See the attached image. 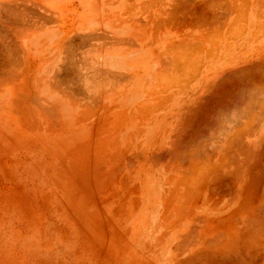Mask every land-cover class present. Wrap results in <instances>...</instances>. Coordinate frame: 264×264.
Segmentation results:
<instances>
[{
	"label": "crops",
	"instance_id": "crops-1",
	"mask_svg": "<svg viewBox=\"0 0 264 264\" xmlns=\"http://www.w3.org/2000/svg\"><path fill=\"white\" fill-rule=\"evenodd\" d=\"M14 1H15L14 2L15 6L17 5L19 8L17 6L15 8V6H13L14 4H13L12 0H0V2H4L3 4L1 3V6H0V15H1L0 16V41H1L0 44L2 43L3 44L2 47H4V48L2 49V47L0 46V50H1V52L4 51L3 53H6L2 56H1V54H3V53H0V59H1L0 64L2 62L4 63V66H3V63L0 65V68H3L2 70H0L1 75H2V77L0 75V82L2 81V83H3L4 77L6 79L8 78L7 81H5L3 83L4 86L1 85V83H0V124L2 126L6 125L3 123H10L14 119H16L18 121L25 114H30L31 109L34 111V115L38 114L39 116H42L41 118H44V119H45V115H46V118H48V120H51V118L53 119L54 117H51L49 112L54 110V113H55L54 116H55L56 120L53 119L52 121L54 123L51 122L49 126H51L52 128H55L54 130L56 132L59 130L65 131V134L67 136L69 143L67 141H65L63 143L68 144L67 146L72 145V147H73L72 151H71V149H69V150L67 149L66 158H67V160H72L73 159L72 156L74 155L75 156L74 159L76 161H78V159H79L78 166H80V164H82L83 167L81 166L78 168H80V170H83L84 172L88 170L87 173H83V175L81 174L83 177H84V174L91 173L92 180L93 181L96 180V181H94L96 183L88 182V184H87L85 182L86 180H84L83 185L87 184L88 186H86V187L89 188V184H91L93 189H94L93 190L91 187L90 188V189H92L91 192L92 193L95 192V194L128 195V194L138 193V191L141 189V169L142 170L145 169L146 171H150V169H152L150 167L151 166L150 163L152 162L151 160L153 159L152 155L147 154L146 160L148 161V159H149V161L147 162L146 160H144L141 157L142 153L156 151L158 149V147L167 146L170 143V141H172L171 137H173V134L175 135V132L173 133V131H174V129H176V124H177L176 115H177L178 107L176 105V100H175V94L177 92V86H178L177 80L179 79L178 81H180V82H185L188 80L187 69L189 68V66L200 65L203 63L204 64H210V62H213V61H210L211 59L217 60V62H218L220 60L241 59L242 58L241 42L236 41V39H234L233 42H227V36H226L227 33L226 32H228V31H227V26H226V16H225V13H223L224 7H225V0H223V1L219 0V2H218V0H211V1L210 0H203V2L206 4V16L203 14L202 17L198 18V20H194L193 16L191 17V15H193L191 8H190L191 13L188 11V8L193 4V0H181V1L180 0H176V1L175 0H172V1L171 0H158V1L154 0V2L157 1V4L162 3L163 5H159L161 9H158V11L156 10L157 14H155V13H153V14L147 13L146 14L147 17H148V15H150V19L148 18L150 21L146 20L147 17L141 21L131 17L129 15L130 11L125 9V8H127L126 3H128L129 0H106V1L105 0H33L35 3L32 0L30 2H28L29 0L28 1L26 0L27 3L24 2V0H22V1L21 0H14ZM19 1H21V2L19 3ZM143 1H150V0H141V2H143ZM205 1L206 2L208 1V2L206 3ZM16 2H18L19 4L18 3L16 4ZM154 2L152 0V3H151V1L149 3L153 4ZM189 2L191 3L190 6H188ZM215 2L220 7L217 6V4ZM233 2L235 3L234 4V7H235L234 11L236 13V8H237L236 2H238V1L233 0ZM6 3H9V4H6ZM31 3H33V5ZM10 4H11V6H13L15 8V10L17 9L16 10L17 16H15V17H13V15L15 13L12 14L14 8L10 6L11 10H8V9H10V7H8V5H10ZM20 4H22V5H20ZM35 4L36 5L38 4V5L36 6ZM147 4L143 3L141 5H143V8L145 9L146 7H148ZM221 4H222V6H221ZM4 5H5V7L7 5L6 9H5ZM144 5H146V7H144ZM148 5H150V4H148ZM153 5H150V6H153ZM173 5H176L177 7L173 6ZM207 5H209L211 9L208 10L209 6L207 7ZM211 5L214 7L212 8ZM150 6H149V8L145 9L147 12H148V9H151ZM170 6H172V7H170ZM184 6H186V7H184ZM30 7L32 10L29 9ZM35 7H37L38 9ZM173 7H174V9H173ZM215 7H217V8H215ZM234 7H233V9H234ZM143 8H141V9H143ZM221 8H223V9H221ZM123 9L128 11V12L127 13L125 12L126 14L124 12L122 13ZM213 9H214V11H213ZM225 9H226V7H225ZM4 10H7L8 12L5 11L3 14ZM21 10H22V14H21ZM145 10H143V11H145ZM221 10H222V12H221ZM239 10H240V8H239ZM174 11H175V13H173ZM26 12L30 14V15L28 14L30 17L27 15ZM34 12L37 14L36 16H35ZM170 12H172V15ZM179 12L180 13L182 12V13L179 14ZM186 12H188V13H186ZM23 13L26 14L27 16L24 15ZM183 13H184V15H183ZM210 13H212V14H210ZM216 13L218 14V16ZM38 14L39 15L41 14L42 17H40ZM43 14L45 15V17ZM121 14H124V15H121ZM213 14H215L216 16ZM19 15H22V16L20 17ZM23 15L25 16L24 18H23ZM5 16H7V17H5ZM48 16L50 17L49 20H48ZM1 17L3 18L4 22H3V20H1L2 19ZM19 17L23 18V21ZM26 17L30 18L29 23H28V20ZM31 17H35V19H33ZM37 17H39V19H44V21H43L44 23L42 21H39V23H38L39 19H37ZM214 17L217 19V21ZM219 17H221V19ZM4 18H6V19H4ZM25 18H26V21H25ZM168 18L170 20H168ZM13 19H14V22H13ZM128 19H130V21L126 22ZM175 19L176 20L179 19V21L175 22L176 21ZM211 19H212V22H211ZM222 19L225 21V23H224V21L221 22ZM9 20H11V21H9ZM18 20L20 23L18 22ZM160 20H161V22H160ZM173 20H174V22H173ZM184 20H186V21H184ZM146 21H149V22H147L148 24L146 23ZM155 21H157V22H155ZM187 21H189V22H187ZM118 23H120V24H118ZM138 23H139V25L141 24L140 25L141 28H137V26H139ZM23 24L26 25L25 26L26 28L24 26H22ZM142 24L144 25V27L142 26ZM209 24H212V25H209ZM161 25H162V28H161ZM165 25L167 28L165 27ZM222 25H223V27H222ZM27 26H29V28H27ZM206 26L210 27L211 29L210 28L207 29ZM8 27L10 29H8ZM11 27H12V29H11ZM133 27H135V28H133ZM170 27H171V29H170ZM177 27H179V28L177 29ZM221 27H222V29L219 30ZM156 28H157V30H156ZM160 28L162 29V31H160ZM175 28H176L177 32L174 31ZM203 28H204V30H203ZM217 28H218V31L215 30L216 32H213L214 29H217ZM13 29H15V30H13ZM19 29H21V30H19ZM27 29H28V31H27ZM30 29H31V31H30ZM169 29L172 31H170ZM228 29L233 30V31H229L228 34L230 33V34L236 35L238 32L240 33V31H238L235 26H228ZM23 30H25V32H23ZM100 30L102 32L104 31V33H103L104 35L102 34V32ZM146 30H147V34L145 33ZM6 31H7V33H6ZM20 31H22V32H20ZM153 31H155L157 33L155 34V32H153ZM92 32L98 34V35L94 34V37H96V38L93 37V39H94L93 41H91L92 37L89 36L91 34L93 35ZM105 32L108 34V39H110L112 37L111 40H107V36H106L107 34ZM217 32H219V33H217ZM1 33H2V35H1ZM8 33L9 34L12 33V34L9 35ZM20 33H22L24 35H22ZM89 33H91V34H89ZM99 33H101V34H99ZM131 33H134V34H131ZM207 33H209V34L212 33L211 35H214V34L215 35L212 37L209 34H208L209 36L206 35ZM85 34H88L87 36L91 37V38L87 37V39H91L90 41L89 40L87 41V39H85ZM151 34H153V35H151ZM189 34L191 36H188ZM194 34H195V36H194ZM203 34H205V35H203ZM15 35H16V37H15ZM110 35H111V37H110ZM135 35H139L143 38L138 37V40H137L135 38L136 37ZM216 35L219 37L221 36V40L217 39L218 37ZM7 36L9 39H7ZM128 36H130L131 39L133 38L132 40L134 41V45H135L134 48H133L134 45L132 43V40L129 39ZM151 36L153 37L154 40H151L152 39ZM192 36H194L196 39ZM210 36L212 39L210 38ZM11 37L14 39L12 40ZM83 37H84V39H83ZM123 37L124 38L126 37V39L128 37V40H126V39L123 40L124 39ZM197 37H199V38H197ZM10 38H11V40H10ZM74 38H76V39H74ZM79 38H81V39H79ZM116 38L117 39L120 38V40H117ZM213 38H214V40H213ZM82 39L85 41H83ZM95 39H96V41H95ZM183 39H185L186 41ZM201 39H203V40H201ZM17 40L20 43H18ZM78 40L81 42H79L77 44ZM114 40L115 41H121L120 46H118L119 45L118 42H115ZM122 40H123V43H122ZM130 40H131L132 44L129 43ZM188 40H189L190 44L188 43ZM13 41L17 42L16 45H14L15 43ZM72 41L76 44L74 45L73 43H71ZM124 41H125V43H124ZM148 41H150L149 44H148ZM192 41H194V43H196V42L197 43L201 42V43H199L200 45L197 43L192 45L193 44ZM202 41H204V42H202ZM112 42H115L116 45H114L115 43H112ZM177 42L180 44H178ZM191 42H192V44H191ZM4 43H6L5 45H8V46H4ZM104 43H106L107 45H105ZM128 43H129V45H127ZM215 43H216V45H215ZM19 44L21 46H19ZM91 44H93V45H91ZM172 44L174 46H171ZM176 44H177V46H176ZM185 44H187L189 46H186ZM12 45H14V46H12ZM71 45L74 47H71ZM78 45H79V47H78ZM130 45H132V47H130ZM168 45H169V47H175V49L172 48L173 51H171V49L169 47L167 48ZM183 45L186 48H184ZM15 46H18V47L15 48ZM227 46H229V47L231 46L229 48L230 51L227 53L229 55H227L226 51H225ZM196 47H197V49H196ZM210 47H212V49ZM216 47H217V50H215ZM20 48H21V50H19ZM72 48H73V50H72ZM74 48H76V49H74ZM189 48L191 49L192 53L190 52ZM198 48H200V50ZM4 49H6V50H4ZM14 49H16V50H14ZM66 49H67V51L65 52ZM220 49H222V51ZM193 50H195V51H193ZM162 51H163V53H161ZM201 51H202V53H201ZM209 51H211V53ZM7 52H8V55H7ZM67 52L69 54H71V53L72 54L75 53V54L74 55L71 54V56H72V58H71L69 54L68 55L66 54ZM175 52H176V54L177 53L178 54L176 55ZM195 52L197 54H195ZM207 52H209L211 55L208 54ZM13 53L16 55L14 56ZM20 53L23 55H21ZM81 53H84V54H81ZM159 53H161V54L159 55ZM168 53H170V54H168ZM10 54L13 55L14 57L11 56ZM25 54H26L28 61L25 59V57H23ZM64 54H66V55H64ZM76 54H77V56H76ZM173 54H174V56H173ZM184 54L186 56L189 55L190 57L189 56H187V57H189L190 59L185 57ZM191 54H194V55H191ZM17 55L19 57L22 56V58L25 59V66L28 65L27 66L28 68L27 67L26 68L23 67L24 69L22 68V66L24 64L23 63L24 60L22 62V58L21 59L17 58L18 57ZM213 55H215V56L213 57ZM4 56L8 57V58H5ZM68 56H69L70 60H67ZM172 56L174 57L173 59H172ZM9 57H10V59H9ZM11 57L13 59H11ZM176 57H177V59H176ZM183 57H184V59H183ZM61 58L62 59L64 58L63 62H62ZM65 58H66V60H65ZM141 58L144 60L145 66L143 68H141ZM2 59H3V61H2ZM7 59L9 62L7 61ZM85 59H87V60H85ZM168 59H169L170 65H171L172 61H174V64H172L171 66L166 65L165 61ZM175 59L177 60V63H176ZM185 59L186 60L188 59V63H189L188 67H187L188 64L185 62L186 61ZM19 60H21V61L19 63V67H17L18 63H16L15 61L19 62ZM159 60H161V61H159ZM6 61H7V63H6ZM69 61H70L71 65L69 64V66H67ZM181 61H182V63H181ZM159 62H163V63L165 62L164 63L165 65L163 66V63H159ZM178 62H180V63H178ZM12 63H16V65L15 64L11 65ZM29 63L32 67L29 66ZM60 63H62V64H60ZM63 63H65V65ZM167 63H168V61H167ZM5 64H6L7 68H9V69H7L5 67ZM21 64H22V66H21ZM10 65L12 68H14V70H15V66L18 68V70L16 71V74H18L19 76L14 74L15 72L12 73L13 71H12V69H10L11 68ZM57 65L58 66L61 65L60 67H62L63 69L65 68V70L59 69L60 67H58ZM33 66H35V67L33 68ZM180 66H182V68L183 69L185 68V69L182 70V68ZM68 67H70V68H68ZM164 67L166 68V71L164 73L159 71V70H163ZM171 67H173V69ZM176 67H178L179 69L178 68L175 69ZM25 69H28V70H25ZM30 70H34L35 72L31 71V72H33V73H31ZM57 70L61 71V74L57 73L58 72ZM171 70L172 71L174 70V72H172ZM179 70H181L182 73L184 72L181 76L184 80L187 78L185 81L182 80L181 76H179L181 74V72ZM54 71H56V72L54 73ZM8 72H9V74H8ZM21 72H23V73H21ZM107 72L110 76L108 74H106ZM2 73L5 76H3ZM24 74L26 75V77ZM177 74H179L178 75L179 77H177ZM7 75H9V77ZM12 75L17 76L15 81H14L15 76H12ZM29 75L32 76L33 78L30 77ZM57 76H58V78H57ZM62 76H63V78H62ZM112 76L114 79L112 78ZM53 77H56L57 79H59L58 81L63 82V84L61 82H60L61 83L60 84L56 80V78H53ZM11 78H13V79H11ZM24 78L26 80H24ZM61 78H62V80H60ZM28 79L31 81H29ZM116 79H117V81H116ZM25 81L29 82L28 84L30 85L29 86L30 88L28 87V84ZM55 81L59 83V84L58 83L57 84H58V87L60 86L59 87V89L61 90L60 93H58L60 91L59 89H58L59 91L57 92L58 87H57V84L55 83ZM37 82L39 83V86H38ZM168 82L172 83V85L169 84ZM173 83H176V84H173ZM24 85H26V87ZM63 85H64V89L67 91L63 90ZM23 86L25 87L24 90L25 89H27V90L31 89V91H32V93H31V91L29 92V93H31V97L23 96V97H25L26 103H25V101L22 102V99H21L22 98L21 94H23L22 91L24 92ZM70 86L72 87V89L69 88ZM81 86H82V88H81ZM123 86H124V88H123ZM142 86H143V88L141 89ZM157 86L160 89L162 87H165L166 88L165 90L169 91V95H167V96H169V97L171 96V97L168 99L165 98L164 100H161V102H159V100H158L159 103L154 102L155 101L154 98L158 94H155L153 92V90L154 91L158 90ZM27 90L25 91V93L27 92ZM161 90H163V89H161ZM63 91H64V93H63ZM172 91L175 92V94H173ZM33 92L34 93L37 92V93L33 94ZM68 92H70L71 95H70V93H69V95H67ZM163 92H164V90H163ZM17 93H18L17 96L21 97L19 99H21L20 101H21L22 105H23V103H24V105H27L28 102L30 103L31 101L33 103H30V104H34L35 100L39 101V102L35 103L36 106H35V104L32 106H30V104H28L29 109H30V110L28 109V111L30 113H28V111L27 112L25 111L28 108L27 106L23 105V107H22L21 103L18 102L19 99L16 96ZM61 93H62V95H61ZM150 93H151V95L152 94L153 95L151 96ZM27 94H28V92L26 93V95ZM32 94L34 96H36L37 98H40V100L37 98H34V96ZM103 95H104V98H103ZM67 96H70V97L67 98ZM72 97H73V99H72ZM97 97L99 98V100ZM15 98H16V100H15ZM41 99H43V101ZM68 99H72L73 101L68 100ZM74 99H76V100H74ZM12 100L14 102L16 101V103L17 102L19 103V105H17V106H19V109H22V108L23 109L21 111L20 110L18 111V109H16V104H14ZM167 100H169V101H167ZM93 101H94V105H93ZM163 101H165L166 103H163ZM69 102H71V103H69ZM153 103L155 105H156V103H157V105L161 103V105L159 107H157V109H156L155 105H152ZM86 104L88 107L86 106ZM50 105H53V108L55 107L56 111H58V113L53 108H52V110H50L51 109ZM151 105L154 106V109H156V111H158V112L153 110V107L151 110ZM36 107H38V108L36 109ZM138 107L139 108L142 107L143 109L144 108L146 109V107H148V108L150 107V108L149 109L147 108L148 109L147 110L148 113H147V111L145 109H144L145 110L144 111L143 109H139ZM46 109L50 110V111L48 112ZM136 109L137 110L139 109V111H137ZM41 110L43 112H41ZM140 110H142V111L140 112ZM46 111L50 117L48 116V114L45 113ZM114 111H116L115 112L116 114H113ZM122 111H124V113ZM139 112H140V114L142 113L141 115L145 114L146 118L144 116H139L140 114L137 117V114ZM52 113H51V115H52ZM77 113H80L79 115L81 117H85L86 119L79 117V115H77ZM89 113H91V115ZM92 113L95 115L100 114V118L96 117V116L94 118ZM122 113L124 114V116L126 118V119H124L125 121H123V117H122V120L120 118L121 117L120 114H122ZM154 113H156V115H154ZM83 114H85V116ZM103 114H105V116ZM111 114L113 116H111ZM123 114H122V116H123ZM31 115H33V113ZM34 115H33V117H34ZM56 115L57 116L59 115L58 117L60 119H58V117ZM86 115L89 116L88 117L89 120L94 118V119H92V121L95 123L90 121L89 124L84 125L83 123L87 120ZM102 115L104 116V118ZM107 117H108V119L109 118L110 119L108 121H104V119L107 120ZM141 117H143V119H141ZM23 118L25 119L26 117H23ZM118 118H120V119H118ZM97 119H100L98 121L99 123L96 122ZM57 120L58 121L60 120V123ZM116 120L117 121L119 120V122H117ZM55 121L58 123H55ZM100 121H103V123ZM120 121H123L124 123L118 124L116 126L118 128V131H117V129H115V125L117 123H120ZM79 123L81 126H80V128L77 129V125H79ZM137 123H143L144 124L143 139L141 142V149L142 150L140 151V153L138 152L137 155L134 156L136 158L133 157L134 158L133 160H132V158L126 159V157L123 154L124 152L121 150V146L125 147L128 145V147H129L132 144L130 137H129V135H131V134H127L126 131L129 127H132V126L136 125ZM51 124H53V125H51ZM98 124H100V125H98ZM56 125L57 126L59 125L58 127H61V128L59 129V128L55 127ZM95 125L98 127L95 128L96 127ZM119 125H120V127H119ZM121 125H123V126H121ZM51 127H49L48 130L52 129ZM99 127H101V128H99ZM112 127H113V130L115 129L114 131H116V133L113 130H111ZM56 128H57V130H56ZM105 128H110L111 131L109 130L110 132L108 133V129H105ZM94 129H96V130H94ZM91 130H92V133H91ZM93 130H94V132H93ZM99 130H101V131H99ZM55 131H51V132H55ZM112 132L114 135H112ZM137 132L139 133L138 130H137ZM94 133H97L98 136H96V134H94ZM98 133H100V135ZM103 133H104V135H103ZM115 134H117V135H115ZM107 135H109V136H107ZM166 135H169V136L166 137ZM94 136H95V138H94ZM105 136H107V138ZM113 137H115V138L113 139ZM101 138H102V141L100 140ZM110 140H112V141H110ZM116 140H117L118 144H115ZM90 141H93V142H90ZM108 142L111 146L112 145H115V146L110 147ZM85 143L87 144L86 146H85ZM100 143H101V145H100ZM125 143H126V145H125ZM78 144H79V146H78ZM89 144L90 145L92 144V145L90 146ZM97 144H98V146H97ZM94 145H96V146H94ZM116 145H118V146H116ZM100 146L105 147V149L104 148L101 149ZM108 146H109V148H108ZM77 147H78V149H77ZM79 147H80V150H83V151H79ZM86 147L88 150L86 149ZM94 147H99V148L95 149ZM90 148L92 149V151L93 150H95V151L100 150L101 155H100L99 151H98V153L95 151H93L91 153ZM154 148H155V150H154ZM84 149L86 150V152ZM114 150H115V152L112 153ZM69 151L73 154L72 156L70 153H68ZM120 151H122V152H120ZM82 153H83V155H82ZM76 154H78V155H76ZM91 154H92V157H91ZM96 154H99V155L97 156ZM110 154H111V157H109ZM112 154H114V155L112 156ZM120 154H121V156H120ZM88 155H90V156H88ZM93 155H94V157H93ZM115 155L116 156L118 155L117 156L118 158ZM76 156H78L79 158H77ZM96 157H97L99 162H96ZM100 157L102 159H100ZM115 157H116V159H115ZM109 158H111V159H109ZM119 158L121 159V161ZM94 159H95V161H93ZM101 160H104L105 164ZM108 160H109V162H107ZM112 160H114L113 161L114 164H113ZM116 160L120 162V163L117 162L119 164V166L117 165ZM131 160L135 161V162L140 161L139 162L140 166H138L139 168L137 167V169H136L135 167H133V165H127V166L123 165L124 161H131ZM85 162L88 166L84 165ZM143 162H145L146 164H143V167H142L141 163H143ZM93 163H96L97 165L96 164L93 165ZM109 164L113 165L114 168ZM102 166H104V167H102ZM87 167H91V169L93 171H91L90 168L86 169ZM126 167H128V168H126ZM116 168H118V171ZM119 168H120V170H121V168H122V170H124V174H120V173L117 174V172H119ZM103 169L106 172H104ZM110 169H115L116 171L110 170ZM101 170H103L102 173H101ZM95 171L97 173H98V171L100 172V174L98 173L99 176L96 174ZM103 173H104V175H103ZM109 174L111 175L110 180H109V177H110ZM163 174L165 176L166 173H163ZM91 175H88V176L86 175V176H87V178L88 177L90 178ZM93 175H96V177ZM107 175H108V177H107ZM99 177L102 179L99 180ZM84 178H86V177H84ZM106 179L109 181H107ZM103 180H105V181H103ZM104 182L105 183L107 182V183L105 184ZM111 182L112 183L114 182V184L110 185ZM108 183H109V185H108ZM114 185H115V187H114ZM109 186L112 188L114 187V188L111 190ZM98 188L100 189V192H99V190H97ZM104 188H106L107 190ZM90 189H88L89 192H90ZM95 189L97 190V193H96ZM131 191L132 192L134 191V193H131ZM106 203H114V202H103V203L97 202V203H94L95 204V206H94L95 212L90 214V220H87L86 222L90 221V223L92 224L91 220L95 219L96 211L100 208L99 206H102V204H106ZM45 240L46 239H43V241H45ZM72 240L74 243L70 242V239L68 237H66L65 235L63 237L62 236L60 237L59 235H57L54 239H51V244H49L50 239H48V241H47L48 244H46V246L44 248V254L47 257L48 261L51 262L52 259L54 257H57V255L60 253L61 247L62 248L65 247V248L71 250L70 252L74 251V256H75L76 260L79 262V264H108V256H107L108 244L107 243H108L109 239H108L106 234H96L93 232L92 233L83 232V233H80L79 235L73 237ZM172 246L173 245H171V247ZM38 247H40V245H38ZM171 247L167 251L158 252L157 255L156 254L151 255L150 252L149 253L147 252V250L145 251L144 254H142V252H141V264H158V262H159V261H157L158 259L162 260V264L163 263H165V264H168V263L169 264H176L178 256L176 255L174 247H172V248ZM131 263H132V261L128 260L125 264H131Z\"/></svg>",
	"mask_w": 264,
	"mask_h": 264
},
{
	"label": "bare ground",
	"instance_id": "bare-ground-1",
	"mask_svg": "<svg viewBox=\"0 0 264 264\" xmlns=\"http://www.w3.org/2000/svg\"><path fill=\"white\" fill-rule=\"evenodd\" d=\"M21 1H19V3ZM30 1L31 0H29L28 2H30ZM150 1L152 3V0H150ZM150 1H145L144 3H146V4L148 3L150 5H153V4L157 5L158 0L155 2L153 0V2H154L153 4L149 3ZM231 1H233V0H231ZM258 1H257V3H259ZM12 2L14 4V5L13 4L12 5L15 6V3H14L15 1L12 0ZM24 2H26V0H24ZM218 2H219V0H218ZM240 2H242V1H240ZM244 2H245V0H244ZM262 2H263V4H262L263 6L262 5L261 6L263 8L264 7V0H262ZM1 3L3 4L4 2H0V6H1ZM17 3L18 2H16V4ZM257 3H255V4H257ZM6 4H9V3H6ZM31 4L33 5V3H31ZM148 4H147L148 7H146V5H144V7H146L145 9L149 8L150 5H148ZM190 4L191 3L189 2L188 6H190ZM231 4H233V2H231ZM241 4L242 3H240V5H238L239 8L240 7L242 8ZM248 4L246 5L247 7H248ZM20 5H22V4H20ZM176 5H173V6H176ZM227 5H228V2H227ZM245 5H243V7H245V10L243 11L244 13L246 10H248V9H246ZM10 6H11V4L8 5V7H10ZM13 6H11V7H13ZM16 6H15V8H16ZM131 6L132 5H130V7ZM141 6H142L141 8H143V5H141ZM208 6L209 5H207V7ZM217 6H219V5L217 4ZM221 6H222V4H221ZM256 6H257V8L259 7L258 4ZM4 7H5V5H4ZM6 7H7V5H6ZM6 7H5V9H6ZM11 7L8 10H11ZM134 7H135V5H133V8ZM170 7H172V6H170ZM184 7H186V6H184ZM213 7L214 6H212V8ZM228 7H229V5H228ZM15 8H14L13 12L11 11L12 14L15 13L13 15V17L17 16L16 15L17 9L15 10ZM35 8H37V7H35ZM150 8L153 9L152 6H150ZM190 8L192 9V14H193V15H191V17L193 16L194 20H198V18L202 17L203 14L206 16V4L203 2V0H193V4L188 8L189 12L191 11ZM215 8H217V7H215ZM229 8H231V7H229ZM241 8H240V10H241ZM260 8H259V10H260ZM29 9H31V7ZM145 9L143 8L141 10L143 11ZM173 9H174V7H173ZM209 9H211L210 6H209L208 10ZM221 9H223V8H221ZM227 9H225V7H224L223 13H225V10H227ZM22 10H21V14H22ZM123 10H122V13L128 12L126 10H124V11ZM141 10H140V12H142ZM231 10L233 12V8L230 10L228 9V12L232 13ZM234 10H235V7H234ZM5 11L8 12L7 10H4L3 14ZM213 11H214V9H213ZM237 11L236 12L239 15L240 14L239 10H237ZM262 11H264V10L262 9ZM221 12H222V10H221ZM240 12L243 13L242 11H240ZM143 13L145 14L146 12H143ZM170 13L172 15V12H170ZM173 13H175V11ZM181 13L179 12V14H181ZM186 13H188V12H186ZM212 13H210V14H212ZM237 13H235V14H237ZM28 14L29 13H27V15ZM148 14H149V9H148ZM24 15H26V14H24ZM24 15H23V18L25 17ZM36 15L37 14L35 13V16ZM121 15H124V14H121ZM183 15H184V13H183ZM213 15H215V14H213ZM19 16L21 17L22 15H19ZM39 16L42 17L41 14ZM217 16H218V14H217ZM239 16L242 17L241 15H239ZM244 16H246V13ZM259 16L261 17L260 14H259ZM5 17H7V16H5ZM44 17H45V15H44ZM262 17L264 18V15ZM23 18H20V19H22V21H23ZM26 18H27L28 23H29L30 18H28V17H26ZM26 18H25V21H26ZM31 18L35 19V17H31ZM49 18L50 17L48 16V20H49ZM148 18L150 19V15H148L146 20H149ZM219 18L221 19V17H219ZM4 19H6V18H4ZM37 19H39V17H37ZM179 19L178 20L175 19L176 20L175 22L179 21ZM223 19L221 22L224 21ZM1 20H3V18ZM168 20H170V19L168 18ZM237 20L239 22V19H237ZM242 20H245V19H242ZM9 21H11V20H9ZM39 21L43 22L44 19H39L38 23H39ZM129 21H130V19H128L126 22H129ZM149 21H146V23ZM184 21H186V20H184ZM216 21H217V19H216ZM3 22H4V20H3ZM13 22H14V19H13ZM18 22H19V20H18ZM155 22H157V21H155ZM160 22H161V20H160ZM173 22H174V20H173ZM187 22H189V21H187ZM211 22H212V19H211ZM224 23H225V21H224ZM231 23H233V26H234V20ZM118 24H120V23H118ZM138 25H139V23H138ZM140 25L137 26V28H141ZM209 25H212V24H209ZM230 25L232 26V24H229L228 26H230ZM22 26L25 27L26 25L23 24ZM142 26L144 27L143 24H142ZM240 26H238L239 29H240ZM135 27H133V28H135ZM165 27H166V25H165ZM171 27H170V29H171ZM179 27H177V29ZM206 27H207V29L210 28L208 26H206ZM222 27H223V25H222ZM222 27L219 30H221ZM27 28H29V26H27ZM161 28H162V25H161ZM161 28H160V31H162ZM262 28H264V24L262 25ZM262 28L259 27L260 30H262ZM8 29H10V28L8 27ZM11 29H12V27H11ZM13 30H15V29H13ZM19 30H21V29H19ZM147 30L145 32L146 34H147ZM156 30H157V28H156ZM203 30H204V28H203ZM215 30L218 31V28L214 29L213 32H216ZM240 30L241 31L243 30V31L240 33L238 32V34H236V35H239V34L242 35L245 28L241 27ZM27 31H28V29H27ZM30 31H31V29H30ZM170 31H172V30H170ZM174 31L177 32L176 28L174 29ZM20 32H22V31H20ZM23 32H25V30H23ZM153 32H155V31H153ZM219 32H217V33H219ZM228 32H226V33H227L228 37H230V33L228 34ZM6 33H7V31H6ZM103 33H104V31L102 32V34ZM156 33L157 32H155V34ZM10 34H12V33H10ZM20 34H22V33H20ZM89 34H91V33H89ZM94 34H97V33H93V35L92 34L89 35L92 38L87 36L88 34H85V39H87V37H88V38H91L92 40L87 39V41L88 40L93 41L94 40L93 39ZM99 34H101V33H99ZM131 34H134V33H131ZM153 34H151V35H153ZM208 34L209 33H207L206 35H208ZM211 34H209V35H211ZM1 35H2V33H1ZM22 35H24V34H22ZM203 35H205V34H203ZM214 35H211V36L213 37ZM106 36H107V40H111V38H112L111 35H110L111 38L109 37L110 39H108V34ZM135 36H136L135 38L137 40H138V37L139 38L141 37L139 35H135ZM188 36H191V35L189 34ZM211 36H210V38H211ZM250 36H252V35H250ZM15 37H16V35H15ZM128 37H129V39H131L130 36H128ZM128 37H127V39H126V37L125 38L123 37L124 39L123 38L122 39L128 40ZM192 37H194V36H192ZM217 37H218L217 39L221 40V36L220 37L217 36ZM11 38H10V40H11ZM94 38H96V37H94ZM141 38H143V37H141ZM197 38H199V37H197ZM7 39H9L8 36H7ZM13 39L14 38H12V40ZM74 39H76V38H74ZM79 39H81V38H79ZM83 39H84V37H83ZM117 40H120V38H118ZM123 40H122V43H123ZM131 40H130V42L129 41L128 42L131 43ZM151 40H154L153 37ZM183 40H185V39H183ZM201 40H203V39H201ZM213 40H214V38H213ZM230 40H232V38H230ZM73 41L71 43H73L75 45L76 43H74ZM83 41H85V40H83ZM95 41H96V39H95ZM79 42H81V41L78 40L77 44ZM115 42H118V44H119L118 46H120L121 41H115ZM115 42H112V43H115ZM149 42L150 41H148V44H149ZM192 42H193V44H192ZM192 42H191L192 45L197 43V42L194 43V41H192ZM202 42H204V41H202ZM14 43H15L14 45H16L17 42H14ZM18 43H20V42L18 41ZM124 43H125V41H124ZM129 43L127 45H129ZM132 43L134 45L133 40H132ZM188 43H189V40H188ZM199 43H201V42H199ZM199 43H197V44H199ZM216 43H215V45H216ZM1 44H0V46L2 47L3 44L2 45ZM5 44L6 43H4V46H8ZM104 44L107 45L106 43H104ZM178 44H180V43H178ZM14 45H12V46H14ZM72 45H71V47H74ZM91 45H93V44H91ZM114 45H116V43ZM185 45L189 46L187 44H185ZM19 46H21V45L19 44ZM171 46H174V45L172 44ZM176 46H177V44H176ZM16 47H18V46H15V48ZM78 47H79V45H78ZM130 47H132V45H130ZM134 47H135V45L133 46V48ZM168 47H169V45L167 46V48ZM197 47H196V49H197ZM230 47L229 46L226 47V49H225L226 54L230 51L229 50ZM249 47H250V45H248V48ZM3 48L4 47H2V49ZM21 48L19 50H21ZM169 48L171 49V51H173L172 48L175 49V47H169ZM184 48H186V47L184 46ZM210 48L212 49V47H210ZM6 49H4V50H6ZM74 49H76V48H74ZM198 49L200 50V48H198ZM14 50H16V49H14ZM72 50H73V48H72ZM189 50L191 52L190 48H189ZM215 50H217V47L215 48ZM220 50L222 51V49H220ZM241 50L240 51H241L242 55L247 54L249 51L248 49H246V51H244L243 49H241ZM66 51H67V49L65 50V52ZM193 51H195V50H193ZM252 51H254V52L248 53L247 57H242L241 59H226V60H220L218 62H217V60L211 59L210 61H213V62H210V64H204L203 63L200 65L189 66L188 59L187 60L185 59L186 61L184 60L188 64L187 67L189 66V68L187 69L188 80L185 81L187 78L185 80L182 78L181 75L184 72L182 73L181 70H179L181 72V74L180 73H179L180 75L177 74V77L181 76L182 80H184L185 82H180V81H178L179 79L177 78L178 79L177 80V83H178L177 92L175 94V92L172 91V93L175 94L176 105L178 107L177 115H176L177 124H176V129H174V131H173V133L175 132V135L173 134V137H171L172 141H170V143L167 146H160V147H158V149L156 148L157 149L156 151L142 153L141 157L144 160L147 159V154L152 155L153 159L151 160L152 162L150 163L151 166L149 165L152 168V169H150V171H146L145 169L144 170L141 169V189L138 191V193H134V191L133 192L131 191V193H134V194H128V196L124 199V202H122L118 208L115 206V203H117V202L106 203V204H102V206H99L100 208L96 211V215H98V217H102V218H108L109 217V220H110L109 229H108L107 233H104V234H106L108 239H109V241L107 243L108 244V248H107L108 254L107 255L111 259V261H110L111 264H125L128 260L132 261L131 264H141V252H142V254H144L145 251L147 250V252L148 253L150 252L151 255H155V254L157 255L158 252L167 251L171 247V245H173L172 247H174L176 255L178 256L176 264H264V43H260V46L258 47V49H256V50L252 49ZM3 52L4 51L1 52V50H0V53H3ZM68 52L66 53L67 55L70 53V52L69 53ZM209 52L211 53V51H209ZM209 52H207V53L210 54ZM161 53H163V51ZM161 53H159V55ZM201 53H202V51H201ZM4 54H6V53L1 54V56ZM66 54H64V55H66ZM71 54H69V55L72 58ZM74 54H72V55H74ZM81 54H84V53H81ZM168 54H170V53H168ZM175 54H176V52H175ZM195 54H197V53L195 52ZM7 55H8V52H7ZM15 55L16 54H14V56ZM21 55H23V54H21ZM191 55H194V54H191ZM227 55H229V54H227ZM11 56H13V55H11ZM76 56H77V54H76ZM173 56H174V54H173ZM173 56H172V59L174 58ZM184 56L187 57L189 55L186 56L184 54ZM214 56L215 55H213V57ZM23 57H25V59L27 60L26 54ZM189 57H187V58H189ZM5 58H8V57H5ZM17 58L21 59L22 56L21 57L18 56ZM66 58H65V60H66ZM68 58H69V56H68ZM68 58H67V60H70V58L69 59ZM9 59H10V57H9ZM11 59H13V58L11 57ZM25 59L22 58V62L24 60V62H23L24 64L22 63L23 66L21 64L22 68L23 67L26 68L28 66L27 64H26L27 66H25ZM63 59L61 58L62 62H63ZM87 59H85V60H87ZM176 59H177V57H176ZM183 59H184V57H183ZM2 61H3V59H2ZM7 61H8V59H7ZM7 61H6V63H7ZM20 61L21 60H19V62L15 61L16 63H18L17 67H19ZM159 61H161V60H159ZM167 61H168V63H167ZM165 62L164 63L168 66H171L172 64H174V61H172L173 63L171 62V65H170L169 59L166 60ZM16 63H12L11 65H13V64L16 65ZM159 63H163V62H159ZM164 63H163V66L165 65ZM176 63H177V60H176ZM178 63H180V62H178ZM181 63H182V61H181ZM60 64H62V63H60ZM63 64L65 65V63H63ZM69 64H70V61H69L67 66H69ZM11 65H10V67H11ZM3 66H4V63H3ZM29 66H31L30 63H29ZM60 66H58V67H60ZM144 66H145L144 60L141 58V68H143ZM182 66H180V67L182 68ZM5 67L7 68L6 64H5ZM17 67L15 66V70H14V68L11 67L10 69H12V71H13V72L12 71L11 72L12 73L15 72L14 74H16V71L18 70ZM34 67L35 66H33V68ZM68 68H70V67H68ZM171 68L173 69V67H171ZM177 68L178 67H176L175 69H177ZM2 69L3 68H0V70H2ZM7 69H9V68H7ZM59 69L62 70L63 68L60 67ZM164 69L159 70V71L164 73L166 71V68L164 67ZM184 69L182 68V70H184ZM25 70H28V69H25ZM63 70H65V68ZM174 70L173 71L171 70V71L174 72ZM31 71H34V70H30V72ZM57 71H58L57 73L61 74V71H59V70H57ZM55 72L56 71H54V73ZM21 73H23V72H21ZM31 73H33V72H31ZM8 74H9V72H8ZM106 74H108V72ZM0 75H1V72H0ZM16 75L19 76L18 74H16ZM16 75H12V76H15L14 81L17 78ZM3 76H5V75L3 74ZM7 76L9 77V75H7ZM1 77H2V75H1ZM25 77H26V75H25ZM30 77H32V76H30ZM53 78H56V77H53ZM57 78H58V76H57ZM57 78H56V80L58 81L59 79H57ZM62 78H63V76H62ZM62 78L60 80H62ZM112 78H113V76H112ZM5 79L6 78L4 77L3 83L5 81H7L8 78L6 80ZM11 79H13V78H11ZM24 80H26V79L24 78ZM27 81H25V82H27ZM29 81H31V80H29ZM116 81H117V79H116ZM58 82L55 81L56 84ZM0 83H1V85H3L2 81ZM28 83L29 82H27V84ZM61 83L63 84V82H61ZM58 84H57V87H58ZM169 84L172 85V83H169ZM173 84H176V83H173ZM26 85H24V86L26 87ZM24 86H23V90L25 88ZM29 86L30 85L28 84V87ZM38 86H39V83H38ZM59 87L57 88V92L60 90ZM69 88L72 89L71 86ZM81 88H82V86H81ZM123 88H124V86H123ZM161 89L166 91L165 87H162ZM26 90L27 89H25L24 92L22 91V93L24 94V95L21 94L22 98L17 96L18 93L16 94L18 99L21 98L22 102L25 101V103H26V100H25V97H23V96L31 97V93H32V91L30 89V90H27L29 95L28 94L26 95V93H27V92L25 93ZM63 90H65L64 85H63ZM159 90H160V88H159ZM163 90H162V92H163ZM30 91H31V93H29ZM65 91H67V90H65ZM60 92H61V90L58 93H60ZM70 92H68L67 95H69ZM35 93H37V92H35ZM35 93L33 92V94H35ZM63 93H64V91H63ZM61 95H62V93H61ZM70 95H71V93H70ZM150 95H151V93H150ZM167 95H169V94H167ZM68 97H70V96H67V98ZM161 97H163V96H161ZM170 97L165 96V97H163V100L165 98L168 99ZM34 98H37V97L34 96ZM103 98H104V95H103ZM21 99H19L18 102L21 103V101H20ZM37 99L40 100V98H37ZM72 99H73V97H72ZM72 99H68V100H72ZM155 99H157V98L155 97L154 100ZM15 100H16V98H15ZM41 100L43 101V99H41ZM74 100H76V99H74ZM98 100H99V98H98ZM167 101H169V100H167ZM34 102L36 103L39 101L35 100ZM71 102H69V103H71ZM13 103L16 104V109H18V111L19 110L21 111L23 109V108L19 109V106H17V105H19V103L17 104L16 101L15 102L13 101ZM30 103H33V102L31 101ZM30 103L28 102V104H30ZM157 103H159V102L157 101ZM157 103H156V105H157ZM163 103H166V102L163 101ZM28 104L24 105V103H23L24 106L28 107V108L26 107L27 108L25 110L26 112L29 109ZM34 104H30V106H32ZM23 105L21 103L22 107H23ZM93 105H94V101H93ZM152 105H155V104L153 103ZM152 105H151V110L153 107V110L156 111L157 107H159L161 105V103L158 104L157 106L155 105L156 109H154V106H152ZM35 106H36V104H35ZM50 106L49 107L51 109L50 108L49 109L52 110L53 105H50ZM86 106H87V104H86ZM38 107H36V109ZM147 108L148 107H146V109L145 108L144 109L147 111L150 107L148 109ZM53 109H55V111H56L55 107ZM139 109H143V108L140 107ZM139 109L138 110L136 109V110L139 111ZM42 110H41V112H43ZM50 110H47V111L49 112ZM32 111L33 110L31 109V113L29 111H28V113H30V114L33 113V115H34V111L33 112ZM47 111L45 112L46 114H48ZM141 111L142 110H140V112ZM56 112L58 113V111H56ZM115 112L116 111H114L113 114H116ZM122 112L124 113V111H122ZM140 112L137 114V117L140 114ZM49 113H50V116L54 117L53 119L56 120L55 116H54L55 115L54 110L50 111ZM51 113L53 116L51 115ZM147 113H148V111H147ZM85 114H83V115L85 116ZM89 114L91 115V113H89ZM122 114H120L121 115L120 118L122 120V117H123V121H125L124 119H126V118H125L124 114H123V116H122ZM141 114L139 116L145 117V114L144 115H141ZM94 115L95 114H93V116ZM103 115L105 116V114H103ZM48 116H49V114H48ZM104 116H103V118H104ZM111 116H113V115L111 114ZM79 117H81V116L79 115ZM86 117H87V119H89L88 118L89 116L86 115ZM81 118H85V117H81ZM120 118H118V119H120ZM45 119H46V115H45ZM53 119L51 118L50 121H52ZM58 119H60V118L58 117ZM109 119L107 117V120L104 119V121H108ZM141 119H143V117H141ZM99 120L100 119H97L96 122H98ZM123 121H120V123H117L115 125V129H117V131H118V128L116 126L118 124H123L124 123ZM58 122L60 123V120ZM58 122L55 121V123H58ZM100 122L103 123V121H100ZM117 122H119V120ZM93 123H95V122H93ZM42 124H43V122H42ZM51 125H53V124H51ZM98 125H100V124H98ZM58 126L56 125L55 127L60 129L61 127H58ZM121 126H123V125H121ZM49 127H51V126H49ZM97 127L98 126H96L95 128H97ZM119 127H120V125H119ZM57 128H56V130H57ZM99 128H101V127H99ZM54 129L55 128H52V129H50V131H55ZM105 129H108V133H109L111 130H113V127L111 130H110V128H105ZM94 130H96V129H94ZM94 130H93V132H94ZM99 131H101V130H99ZM114 132L116 133V131H114ZM91 133H92V130H91ZM104 133H103V135H104ZM94 134H96V136H98L97 133H94ZM98 134L100 135V133H98ZM109 135H107V136H109ZM112 135H114L113 132H112ZM115 135H117V134H115ZM107 136H105V137L107 138ZM168 136L169 135H166V137H168ZM94 138H95V136H94ZM114 138L115 137H113V139ZM100 140L102 141V138ZM110 141H112V140H110ZM90 142H93V141H90ZM115 142H116L115 144H118L117 140ZM108 144H109V142H108ZM86 145L87 144L85 143V146ZM100 145H101V143H100ZM125 145H126V143H125ZM78 146H79V144H78ZM94 146H96V145H94ZM97 146H98V144H97ZM112 146H115V145H112ZM112 146L110 145V147H112ZM116 146H118V145H116ZM105 147L102 146L101 149H103V148L105 149ZM126 147H128V145L125 146V148ZM94 148L96 149L99 147H94ZM108 148H109V146H108ZM77 149H78V147H77ZM86 149H87V147H86ZM154 150H155V148H154ZM71 151H72V149H71ZM79 151H83V150H80V147H79ZM93 151H95V150H93ZM93 151L91 149V153ZM98 151L100 153V150H97L95 152L98 153ZM85 152H86V150H85ZM114 152H115V150L112 153H114ZM120 152H122V151H120ZM68 153H70L71 156L73 155L70 151ZM139 153H140V151H139ZM66 154H67V152H65L64 155H66ZM121 154H120V156H121ZM76 155H78V154H76ZM82 155H83V153H82ZM96 155L98 156L99 154H96ZM100 155H101V153H100ZM113 155L114 154H112V156ZM88 156H90V155H88ZM72 157H73V159H72L73 162H75L76 161L74 159L75 156L73 155ZM76 157L79 158L78 156H76ZM91 157H92V154H91ZM93 157H94V155H93ZM101 157H100V159H102ZM109 157H111V154ZM116 157H115V159H116ZM134 158H136V157H134ZM134 158L132 157V160ZM109 159H111V158H109ZM121 159H120V161H121ZM126 159H128V158L126 157ZM114 160H112V162ZM78 161H79V159H78ZM78 161H76L77 166L79 164ZM93 161H95V159ZM101 161H103V163L105 164L104 160H101ZM148 161H149V159H148ZM96 162H99L97 157H96ZM107 162H109V160ZM117 162H119V161L116 160V163ZM94 164H96V163H93V165ZM113 164H114V162H113ZM141 164H142L141 166L143 167V164H146V163L143 162ZM84 165H87L86 162L84 163ZM109 165H111V164H109ZM117 165L119 166L118 163H117ZM125 165L127 166V164H125ZM81 166H82V164H80V166H78V167H81ZM111 166L114 168L113 165H111ZM102 167H104V166H102ZM88 168L91 169V167H87L86 169H88ZM126 168H128V167H126ZM116 169L118 171V168H116ZM103 170H101V173ZM110 170H115V169H110ZM119 170H120V168H119ZM121 170H122V168H121ZM81 171H83V170H81ZM87 171H85V173H87ZM91 171H93V170L91 169ZM104 172H106V171L104 170ZM82 173H84V171ZM98 173L100 174L99 171H98ZM98 173L96 172V174L99 176ZM163 173H166L165 176ZM86 175L87 176L91 175V173L84 174V177H86V179H88L89 177L87 178ZM103 175H104V173H103ZM93 176L96 177V175H93ZM107 177H108V175H107ZM90 178H92V175ZM110 178H111V175L109 177V180H110ZM100 179H102V178L99 177V180ZM109 180H107V181H109ZM94 181H96V180H94ZM103 181H105V180H103ZM85 182L88 184V182H90V181L86 180ZM94 183H96V182H94ZM82 184H84V182ZM87 184L85 185V187L88 186ZM111 184H114V182L113 183L111 182L110 185ZM90 185L91 184H89V188L88 187H86V188L90 189L92 187V185L91 186ZM108 185H109V183H108ZM115 185H114V187H115ZM106 188H104V189H106ZM113 188L110 187L111 190ZM92 189H93V187H92ZM92 189H90V192ZM97 190H99V192H100L99 188ZM97 190L95 189L96 193H97ZM92 194L94 195L95 192ZM93 195H92V197H95ZM129 195H132V196L134 195L133 196L134 202L129 201L130 207L127 204ZM111 196H112V194H111ZM108 198H109V196H108ZM67 224L69 225L68 228L72 231V234H74L73 235L74 237L79 235L80 233H83V232H89V233L94 232L92 224L89 222H86V221L67 223ZM157 261H159L158 264H162V260L158 259ZM163 264H165V263H163Z\"/></svg>",
	"mask_w": 264,
	"mask_h": 264
},
{
	"label": "rangeland",
	"instance_id": "rangeland-1",
	"mask_svg": "<svg viewBox=\"0 0 264 264\" xmlns=\"http://www.w3.org/2000/svg\"><path fill=\"white\" fill-rule=\"evenodd\" d=\"M226 1L231 8L228 7ZM226 1V9H232L234 2ZM240 1H242L240 2L242 8L240 7L241 10H239L238 0L236 11L239 10V15L242 17L238 15V11L235 14L234 9L233 12L231 10L232 13H229L228 9L225 10L226 26L227 31H233L228 29V25L232 24L233 26L231 22L234 20V26L238 31H243L240 30L241 27L245 30L242 35L230 34V37L226 35L227 42H233L236 39L241 42L244 51L248 49V53H252L254 52L252 49L256 50L260 43H264L263 2L262 0H245L247 4L249 3L247 7L244 0ZM144 2L129 0L126 3V10L128 8L130 10L129 15L140 21L143 20L148 13L141 10V4ZM255 3L258 4V8ZM130 5L132 6L130 7ZM133 5H135L134 8ZM159 5L163 4H154L153 9H149V14H157L158 9H161ZM243 5L248 9L245 11L246 16H244L245 7ZM236 18L239 19V22ZM248 45H250L249 48ZM248 53L242 57H247ZM154 92L158 94L154 102L158 100L161 102L163 97L169 94V91L162 92L159 87ZM79 114L77 113V115ZM95 116L100 117V114L94 115V118ZM24 117L26 118L21 117L18 121L14 119L10 123H3L6 124L3 126L0 124V264H79L74 256V251L70 252L71 250L65 247H61L57 257L49 262L44 254L48 239L51 244V239L57 235L60 237L65 235L70 239V242H73L74 234L68 228L67 223L90 220V214L95 212L94 203L97 202H117L115 206L118 208L128 195H93L88 192V188L83 186L82 181L85 179L93 182L92 178L82 177L83 173L77 163L67 160L64 155L67 149H73L72 145L67 146L68 144L63 143L68 142L65 131L51 132L48 130V126L53 121L48 118L45 120L38 114H35L34 117L31 114H25ZM92 119H87L83 124H89ZM80 126L79 123L77 129ZM143 127V123H137L126 131L127 134H131L129 137H131L132 144L127 149L121 146V150L128 159L141 151ZM125 164L133 165L135 168L140 165L135 161H124L123 165ZM117 173L124 174V170H119ZM133 196L129 195L127 203L129 207V201L134 202ZM91 221L93 233H107L109 217L102 218L96 215L95 219ZM43 239L46 240L43 241ZM110 261L111 259L108 257V264H111Z\"/></svg>",
	"mask_w": 264,
	"mask_h": 264
}]
</instances>
